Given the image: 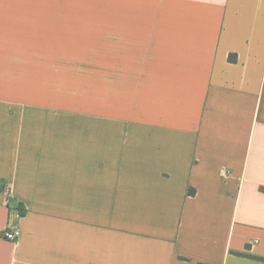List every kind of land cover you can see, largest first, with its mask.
Masks as SVG:
<instances>
[{
    "label": "crops",
    "instance_id": "0c3cea01",
    "mask_svg": "<svg viewBox=\"0 0 264 264\" xmlns=\"http://www.w3.org/2000/svg\"><path fill=\"white\" fill-rule=\"evenodd\" d=\"M41 4L0 0V264H264V0H119L81 116L26 93Z\"/></svg>",
    "mask_w": 264,
    "mask_h": 264
},
{
    "label": "rangeland",
    "instance_id": "374dc122",
    "mask_svg": "<svg viewBox=\"0 0 264 264\" xmlns=\"http://www.w3.org/2000/svg\"><path fill=\"white\" fill-rule=\"evenodd\" d=\"M41 1V7L31 9L32 15L40 16L41 50L47 53L31 55V81L29 87H25L27 95L46 98L48 110L77 111L79 116L88 110L101 111L106 83L103 71L105 21L111 20L113 52L119 0ZM32 36H35L33 29ZM115 73L111 71V76Z\"/></svg>",
    "mask_w": 264,
    "mask_h": 264
},
{
    "label": "built area",
    "instance_id": "2783aa9c",
    "mask_svg": "<svg viewBox=\"0 0 264 264\" xmlns=\"http://www.w3.org/2000/svg\"><path fill=\"white\" fill-rule=\"evenodd\" d=\"M4 238L8 241H15L19 236V232L17 230H6L3 234Z\"/></svg>",
    "mask_w": 264,
    "mask_h": 264
},
{
    "label": "trees",
    "instance_id": "16d2710c",
    "mask_svg": "<svg viewBox=\"0 0 264 264\" xmlns=\"http://www.w3.org/2000/svg\"><path fill=\"white\" fill-rule=\"evenodd\" d=\"M252 258H254V259H255V257H252Z\"/></svg>",
    "mask_w": 264,
    "mask_h": 264
}]
</instances>
